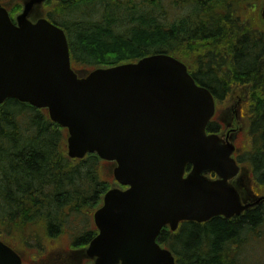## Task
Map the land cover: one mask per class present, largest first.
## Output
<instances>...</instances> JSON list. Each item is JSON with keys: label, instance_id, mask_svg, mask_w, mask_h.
<instances>
[{"label": "trees", "instance_id": "1", "mask_svg": "<svg viewBox=\"0 0 264 264\" xmlns=\"http://www.w3.org/2000/svg\"><path fill=\"white\" fill-rule=\"evenodd\" d=\"M262 2L47 0L43 14L63 29L74 70L165 54L183 62L219 107L239 90L246 92L241 105L246 133L238 146L246 152L252 189L260 195L264 194ZM20 9V3L12 6L11 18ZM66 141V129L52 122L46 109L14 99L0 105L1 239L20 238L29 246L32 239L37 243L45 235L44 239L75 235L101 204L114 182L111 163L96 154L71 159ZM87 237L85 232L80 240ZM158 242L172 252L176 264H264L262 257L251 255L258 243L264 247V204L232 219L183 222L176 232L164 228Z\"/></svg>", "mask_w": 264, "mask_h": 264}, {"label": "water", "instance_id": "2", "mask_svg": "<svg viewBox=\"0 0 264 264\" xmlns=\"http://www.w3.org/2000/svg\"><path fill=\"white\" fill-rule=\"evenodd\" d=\"M44 1L25 0L15 22L0 6V105L15 99L46 109L68 131L70 158L95 153L115 162V180L129 188L107 192L95 213L100 235L86 250L93 264H175L157 243L164 226L229 219L264 200L229 184L238 173L234 146L206 134L214 99L184 63L154 54L79 77L64 32L44 18L30 21ZM205 171L221 178L209 181ZM0 264H21L2 242Z\"/></svg>", "mask_w": 264, "mask_h": 264}, {"label": "rangeland", "instance_id": "3", "mask_svg": "<svg viewBox=\"0 0 264 264\" xmlns=\"http://www.w3.org/2000/svg\"><path fill=\"white\" fill-rule=\"evenodd\" d=\"M23 0H0V3L7 4L10 7L16 5L17 3H22ZM42 10V9H41ZM39 11V14L41 15L42 12ZM81 73H86L87 71L82 69L80 70ZM240 93V92H239ZM235 95V98L237 95ZM242 95H244V92H242ZM241 95V96H242ZM233 103L230 104V106ZM229 106L227 105L225 107L226 110H228ZM224 108L220 109L217 115V118L215 119L216 122L221 121V118L225 117L226 110ZM243 119H240V122L242 124ZM36 229L33 231V234L35 233ZM10 246H12L14 249L17 250V253L21 256L23 260V264H62V261H69V263H74L76 260V257H78V254L80 253L78 247L76 245H71L73 239H69L66 237V235H62L60 238L52 239V240H45L44 245L46 246V243L49 244V250L47 251L46 248L43 246L42 251L40 249H37L36 247H29L25 246L20 242V238L18 240H5ZM47 241V242H46ZM32 245H35L31 243ZM259 246L256 247V253H253L251 255L253 256H260L262 257L261 260L264 261V252H261V250H264V247L258 243ZM256 244V245H258ZM69 250H73L71 253H69ZM248 258H250L248 256ZM66 264V263H65Z\"/></svg>", "mask_w": 264, "mask_h": 264}, {"label": "flooded vegetation", "instance_id": "4", "mask_svg": "<svg viewBox=\"0 0 264 264\" xmlns=\"http://www.w3.org/2000/svg\"><path fill=\"white\" fill-rule=\"evenodd\" d=\"M215 98V101L217 100L216 99V97H214ZM235 99L236 98H234V99H230L229 100V102H231V103H233L234 104V102H235ZM244 99H238V101L239 102H241V101H243ZM232 104V105H233ZM231 105V106H232ZM238 105H239V103H238ZM231 106H229L228 108H230ZM233 107V106H232ZM231 107V108H232ZM240 107V106H239ZM228 109V111L226 112V114H225V117H223V118H221V121H219V122H216V121H214L215 122V126L213 127V129L212 130H210L211 132H209V133H212V134H216V135H219L220 137H221V135L224 137L223 138V140L224 141H226V137L228 136V133H229V136L231 137V136H233L234 134L232 133L235 129H237V125H239V123H240V119H239V117L237 118V117H235L234 115H233V113H232V115H231V113L230 112H232L233 110L232 109ZM227 115H228V120H226V118H227ZM229 127L230 126V128H229V130H228V133H223V131L225 130V128L226 127ZM239 128V127H238ZM241 128V127H240ZM237 156H242V153L240 152V150L239 149H237L236 151H235V153L233 154V157L235 158V157H237ZM238 158V157H237ZM236 158V162H237V164H238V166H239V168H240V174L239 175H237L236 177H234V178H239V179H241V180H239V182H241L242 180L243 181H245V180H247V178H250L249 176H250V174H251V170L249 169V167H248V162L247 161H239V159H237ZM191 169H192V166L191 165H189V166H187L186 167V174L187 173H189L190 171H191ZM202 177L203 178H208V179H210V180H215L216 178H220L215 172H209V171H206V172H204L203 174H202ZM90 225L88 226V229L90 230V232H88V235H89V237H87V238H85L84 240H79V241H77V242H75L76 243V245L78 246V247H87L88 246V244L92 241V239L93 238H95L96 236H97V234H98V230H97V228L95 227V225H94V222H93V220H92V222L91 223H89ZM85 232H86V229L85 230H83L82 232H81V236L83 235V234H85ZM83 247V248H84ZM80 249H82V248H79V250ZM81 254H80V256L78 255V257H76V260H75V262L74 263H71V264H92L93 263V261L91 260V259H89L87 256H85V254L83 253V252H80Z\"/></svg>", "mask_w": 264, "mask_h": 264}]
</instances>
